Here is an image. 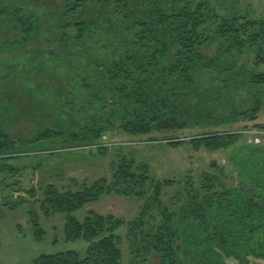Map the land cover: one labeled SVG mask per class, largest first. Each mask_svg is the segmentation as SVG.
I'll return each instance as SVG.
<instances>
[{"label":"rangeland","instance_id":"374dc122","mask_svg":"<svg viewBox=\"0 0 264 264\" xmlns=\"http://www.w3.org/2000/svg\"><path fill=\"white\" fill-rule=\"evenodd\" d=\"M262 21L264 0H0V134L12 145L0 151V264L84 257L65 214L45 215V188L112 182L123 161L145 167L148 193L171 185L146 214L147 198L113 193L73 213L124 222L120 264H264ZM162 98L176 122L124 126ZM208 134L233 143H190ZM139 220L148 247L130 234Z\"/></svg>","mask_w":264,"mask_h":264},{"label":"trees","instance_id":"16d2710c","mask_svg":"<svg viewBox=\"0 0 264 264\" xmlns=\"http://www.w3.org/2000/svg\"><path fill=\"white\" fill-rule=\"evenodd\" d=\"M84 23V22H82ZM84 27V26H82ZM91 26L88 25L89 30ZM141 33L147 31L146 26ZM237 29V28H236ZM260 34L264 30V21L259 23ZM179 44L188 45L190 39L182 38L178 36ZM259 57L264 58V45L262 47L257 46ZM261 53V54H260ZM180 62V61H179ZM122 66H116L115 73L122 71ZM253 80L264 87V73H260L253 77ZM126 88L123 86V89ZM138 91V88H136ZM162 98L161 101L156 104L154 109H149L143 114L142 121L137 123H130L127 117L124 116L123 124L128 130L145 129L147 123L143 120L145 117L155 118L159 124L166 125V123L176 122V115L165 117L166 112L160 107L161 103L165 104ZM171 114V113H170ZM233 134H208L195 137L190 140V143L196 148L204 147L206 149H218L224 148L233 143ZM178 143V142H177ZM175 143L174 145H177ZM12 146L8 143V138L0 134V151ZM11 168V167H10ZM13 169V168H12ZM148 180V172L145 167L144 170L137 173L132 169V164L123 161L116 172L112 182H107L105 179H101L94 183L90 187H84L79 191L67 190L65 192H59L54 186L48 185L44 191L43 207L46 216L52 213L65 214V226L64 236L67 242H75L79 240H85L89 243L84 257L76 251L57 252L55 254H40L36 257L32 264H120L122 255L120 251V238L117 235V231L124 225L121 219L115 218L111 215L102 216L95 212H89L82 222L78 221L73 213L83 208L86 204L94 202L102 195L117 194L122 196H138L147 198L146 209L143 213L151 211L155 207V203L159 201L161 190L165 186H170V181H153L148 193V189L145 188V182ZM31 194V192H29ZM30 221L34 230V236L37 239L43 236V231L38 225L37 216L34 211H30ZM131 236L139 241L142 235L140 227L142 225L141 220L127 223ZM142 246H147V242L141 238Z\"/></svg>","mask_w":264,"mask_h":264},{"label":"built area","instance_id":"2783aa9c","mask_svg":"<svg viewBox=\"0 0 264 264\" xmlns=\"http://www.w3.org/2000/svg\"><path fill=\"white\" fill-rule=\"evenodd\" d=\"M256 142H258V139H256Z\"/></svg>","mask_w":264,"mask_h":264}]
</instances>
